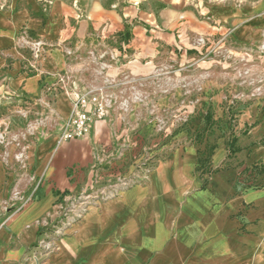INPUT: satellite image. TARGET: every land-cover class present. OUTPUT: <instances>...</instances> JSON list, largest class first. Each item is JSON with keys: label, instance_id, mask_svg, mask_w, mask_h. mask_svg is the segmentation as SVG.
<instances>
[{"label": "crops", "instance_id": "crops-1", "mask_svg": "<svg viewBox=\"0 0 264 264\" xmlns=\"http://www.w3.org/2000/svg\"><path fill=\"white\" fill-rule=\"evenodd\" d=\"M12 2L15 11L0 13V68L10 62L1 77L33 105L52 109L57 124L46 138H33L22 162L9 150L13 162L7 172L0 168V264H35L37 241L51 236L47 226L82 194L97 195L95 204L42 264H264V101L243 106L230 132L229 124L217 125L220 137L210 152L207 138L192 145L184 129L171 136L172 144L143 151L153 135L145 122L148 103L132 110L134 120L110 111L86 137L58 142V120L65 122L71 111L60 86L110 95L126 78L153 84L160 65L185 59L184 37L200 29L181 22L177 12L148 13L117 0L110 6L107 0ZM252 8L247 2L213 9L224 23ZM22 29L32 38L23 42L28 55L14 48ZM252 31L243 25L237 37L246 40ZM34 41L45 44L37 59ZM206 111L186 126L196 130ZM125 180L133 184L102 199L100 193ZM15 187L32 190L25 197L30 202L11 216L8 196Z\"/></svg>", "mask_w": 264, "mask_h": 264}, {"label": "rangeland", "instance_id": "rangeland-1", "mask_svg": "<svg viewBox=\"0 0 264 264\" xmlns=\"http://www.w3.org/2000/svg\"><path fill=\"white\" fill-rule=\"evenodd\" d=\"M113 1L107 0V5H112ZM117 1L140 4L141 9L148 13L163 10L177 12L181 22H187L201 31V34L185 35L189 49L185 59L177 64L168 62L160 65L153 84L151 80L137 82L126 78L124 83L120 82L121 90L110 94L112 102L108 114L116 110L123 118L129 114L131 120H134L132 110L144 106L146 108L145 104L148 103L150 111L146 112L145 122L151 126L153 135L148 142L141 146L138 143L137 147L146 151L153 145L162 147L172 144L171 136L184 129L188 137L192 134V145L200 146L207 138L209 141L205 150L210 152L217 140L216 131L220 129L217 125L229 124L226 130L230 132L243 106L264 101V0ZM76 2L70 0V3ZM247 2L253 6L249 14L240 19H227L224 23L220 22L219 15L213 9L225 6L239 9ZM12 3V0H0V13L15 11ZM247 24H251L253 34L246 40L238 39V27ZM29 41L32 38L22 29L14 40V48L28 55L29 49L23 42ZM2 53L0 51V55ZM22 60L24 63L27 59L24 57ZM9 65L10 62L6 61V66L0 68V168L6 172L13 162V159L9 160V150L16 154V163L22 162L24 151L33 138L36 135L46 138L57 124L52 109L46 107V110H41L33 105L32 101L15 93L10 83L1 77V71ZM206 87H209L208 91ZM201 108L206 111L202 124L196 130L194 126L187 127L191 119L193 122L199 114L202 116ZM216 108H219V117H215ZM59 123L60 127L64 124L58 120ZM196 133L198 135L195 136ZM31 190L32 187L23 194L16 187L12 188L8 200L13 198L14 193L25 198ZM0 207H4L1 198ZM38 260L45 262L41 257Z\"/></svg>", "mask_w": 264, "mask_h": 264}, {"label": "built area", "instance_id": "built-area-1", "mask_svg": "<svg viewBox=\"0 0 264 264\" xmlns=\"http://www.w3.org/2000/svg\"><path fill=\"white\" fill-rule=\"evenodd\" d=\"M44 47L45 44L40 41H34L31 43L32 56L34 59H37L40 56ZM59 83L63 84V80L59 79ZM59 89L69 97L71 111L69 117L61 128L58 142L86 137L90 132L91 124L95 121H102L107 116L112 102L110 95L100 90H97L96 93L92 94H76L67 86H60ZM147 163H149V161L146 159L142 164V167L146 169V172L150 170ZM132 184V180L122 181L114 190L100 193L102 194V199L105 200L109 197L119 195L123 189L128 188ZM95 198H97V195L94 194H82L78 196L71 205L64 209L62 218L57 224L47 226L48 232L51 231V236L40 239L37 242V252H34L32 256V261L35 262V264H42L43 261L38 260V257L43 259L47 258V256L56 249V243L64 238L68 228L82 219L88 208L95 204ZM29 202L30 198H24L23 196H20L19 193H14L10 202L11 204L14 203L13 206L10 207V215L13 216L17 214Z\"/></svg>", "mask_w": 264, "mask_h": 264}]
</instances>
